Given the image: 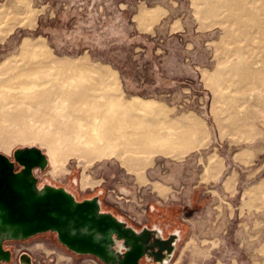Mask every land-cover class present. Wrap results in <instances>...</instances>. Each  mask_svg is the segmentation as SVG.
Segmentation results:
<instances>
[{
	"label": "rangeland",
	"instance_id": "374dc122",
	"mask_svg": "<svg viewBox=\"0 0 264 264\" xmlns=\"http://www.w3.org/2000/svg\"><path fill=\"white\" fill-rule=\"evenodd\" d=\"M260 24L264 0H0V71L34 58L24 42H41L57 58L110 70L123 96L143 103V130L160 134L143 160L63 155L54 172L42 142L51 129L13 113L1 118L0 153L14 161L36 146L49 160L34 170L38 185L98 197L137 230L179 231L170 264H264V84L244 72L261 53ZM5 245L11 259L0 264L23 253L33 264H105L50 231Z\"/></svg>",
	"mask_w": 264,
	"mask_h": 264
},
{
	"label": "bare ground",
	"instance_id": "6f19581e",
	"mask_svg": "<svg viewBox=\"0 0 264 264\" xmlns=\"http://www.w3.org/2000/svg\"><path fill=\"white\" fill-rule=\"evenodd\" d=\"M241 4L240 8L246 10L248 3L242 1ZM241 12L247 17L255 13ZM238 21L243 25L249 22ZM262 34L261 44H257L261 53H257V58L253 54L255 60L245 66L244 72L253 81L262 78L264 84V31ZM21 49L34 58L0 71V122L2 117L13 113L20 117L30 113L46 123L51 131L42 142L49 146V160L54 172L61 169L63 155L91 159L114 154L125 162L139 155L138 160H143V153L157 150L159 132L143 130V103L127 100L110 70L57 58L41 42L26 41ZM55 71L66 73L64 80L59 77L61 82H57L53 78H56ZM168 132L173 134L171 130ZM5 133L2 131L1 135ZM72 195L77 199L75 194ZM155 231L152 240L158 237L157 231L165 239L161 230ZM175 232L172 233L176 236V241H172L174 251L171 258L169 253L163 255L165 264H170L175 255L180 238V232ZM7 241L13 240L3 239V244ZM119 246L118 250L123 252V246Z\"/></svg>",
	"mask_w": 264,
	"mask_h": 264
},
{
	"label": "water",
	"instance_id": "95a60500",
	"mask_svg": "<svg viewBox=\"0 0 264 264\" xmlns=\"http://www.w3.org/2000/svg\"><path fill=\"white\" fill-rule=\"evenodd\" d=\"M46 167L47 156L36 146L15 150L14 161L0 153L1 262L11 259L3 239L25 240L50 231L70 251L94 255L105 264H142L144 258L149 262L143 264H165L163 255L174 251L176 236L162 239L157 231L158 237L152 240L155 228L137 230L103 212L98 197L78 201L63 188H39L33 172Z\"/></svg>",
	"mask_w": 264,
	"mask_h": 264
},
{
	"label": "flooded vegetation",
	"instance_id": "af4514ba",
	"mask_svg": "<svg viewBox=\"0 0 264 264\" xmlns=\"http://www.w3.org/2000/svg\"><path fill=\"white\" fill-rule=\"evenodd\" d=\"M147 228H149V229H153V227H147ZM154 228H155L156 230H161L165 239L168 238V237H170V235H172V233H174L175 231H177V230H174V231H172L169 235L165 236V233H164V231H163V229H162L161 227H159V226L156 225ZM178 232H179V231H178ZM13 241H14V240H13ZM7 242H9V241H7ZM5 243H6V242H5ZM177 244H178V243H177ZM23 256H24V257H23L22 260H21L22 262H20L21 264H33V262H32V258L28 255V253H25ZM151 261H153V260H151ZM0 263H4V262H1V261H0ZM153 264H158V263L153 262Z\"/></svg>",
	"mask_w": 264,
	"mask_h": 264
},
{
	"label": "built area",
	"instance_id": "2783aa9c",
	"mask_svg": "<svg viewBox=\"0 0 264 264\" xmlns=\"http://www.w3.org/2000/svg\"><path fill=\"white\" fill-rule=\"evenodd\" d=\"M14 241H19V240H14ZM4 248L7 250V246L4 244ZM25 253H23L21 256H20V258H19V264H21L20 262H22L21 260H22V258L24 257L23 255H24ZM29 255V254H28ZM30 256V255H29ZM31 257V256H30Z\"/></svg>",
	"mask_w": 264,
	"mask_h": 264
}]
</instances>
